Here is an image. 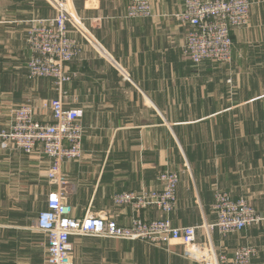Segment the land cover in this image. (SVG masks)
Returning a JSON list of instances; mask_svg holds the SVG:
<instances>
[{
    "label": "crops",
    "instance_id": "0c3cea01",
    "mask_svg": "<svg viewBox=\"0 0 264 264\" xmlns=\"http://www.w3.org/2000/svg\"><path fill=\"white\" fill-rule=\"evenodd\" d=\"M129 1L72 0L86 27L70 26L82 52L68 63L64 95L54 80L28 76V31L55 15L50 1L0 0V131L28 101L37 119L50 120L43 102L60 93L68 108L82 111L83 155L61 170L77 217L108 215L124 226L134 216L166 217L156 206L134 210L112 197L161 191V173H180L170 217L176 226H200L204 253L191 258L182 245L73 236V264H208V248L231 256L255 244L254 264H264V225L226 237L206 226L216 220V189L246 196L264 212V0H252L249 26L232 32V61L199 65L183 56L189 28L172 16L183 0H152L149 18L126 17ZM50 161L0 139V264H46L47 237L36 219L57 189Z\"/></svg>",
    "mask_w": 264,
    "mask_h": 264
},
{
    "label": "built area",
    "instance_id": "2783aa9c",
    "mask_svg": "<svg viewBox=\"0 0 264 264\" xmlns=\"http://www.w3.org/2000/svg\"><path fill=\"white\" fill-rule=\"evenodd\" d=\"M58 14L41 20L28 33L31 57L28 62L30 79L54 80L58 90H63L70 81L68 63L77 60L82 52L77 39L70 35V26L84 31L82 19L77 14L72 0H49ZM249 0H183L184 9L174 16L189 30L182 45V54L196 65L206 60L219 63L232 61V38L230 27L244 26L249 18ZM153 16L150 0H130L126 17L149 18ZM85 32V31H84ZM65 95L66 92L62 91ZM64 95L43 102L51 111L50 120H39L31 102L23 103L12 110L9 126L0 131L2 146L20 150L25 154L41 153L51 160L48 176L57 189L50 192L47 206L36 219V229L47 237L46 264H73V236L144 241L163 245L171 240L185 246L186 255L204 250L196 242L197 225L176 226L170 215L177 205L180 174L168 171L160 176L165 183L161 191L142 193L128 191L112 197L118 206H131L134 210L156 206L166 217L152 220L134 216L131 224L120 225L108 215L88 212L83 217L73 215V206L66 200L62 174V162L77 160L83 155L84 125L82 111L68 108ZM222 196L223 198H219ZM216 221L211 228L227 236L245 230L261 220L258 212L243 198L235 199L223 190L216 193L212 204ZM207 258L208 264H254L256 248L252 245L238 246L229 256L217 253Z\"/></svg>",
    "mask_w": 264,
    "mask_h": 264
},
{
    "label": "rangeland",
    "instance_id": "374dc122",
    "mask_svg": "<svg viewBox=\"0 0 264 264\" xmlns=\"http://www.w3.org/2000/svg\"><path fill=\"white\" fill-rule=\"evenodd\" d=\"M150 2H151V4H152V12H153V15H154V10H155V8H154V4H153V2H152V0H150ZM249 6H250V8H249V18H248V20H247V24L246 25H244V26H238V27H236V26H233V27H230V34H231V38H232V32L235 30V29H242V28H245V27H247V26H249V24H250V17H251V11H252V8H253V5H254V3H253V1L252 0H249ZM51 6H52V8L54 9V11H55V15L54 16H56L59 12H58V9L56 8V6H54V5H52V4H50ZM183 9H184V5L182 4V7H181V9L178 11V12H175V14L174 15H172V16H177V14H179V12H182L183 11ZM77 12V11H76ZM184 12V11H183ZM78 13V12H77ZM53 16V17H54ZM153 17V16H152ZM51 18V17H50ZM174 19H176L175 17H173ZM82 19V18H81ZM177 20V19H176ZM82 23H83V25L85 26V24H84V20L82 19ZM86 27V26H85ZM84 27V28H85ZM75 30H78V29H76L75 28ZM79 32H82V30H78ZM84 32V31H83ZM28 33H29V31H28ZM71 35V34H70ZM72 37L73 38H75V39H77L78 40V38H76L75 36H73L72 35ZM78 42L80 43V41L78 40ZM93 43H94V41H92ZM232 42H233V39H232ZM27 44H28V35H27ZM28 47H29V49H30V51H31V48H30V46H29V44H28ZM232 49H233V44H232ZM187 59V58H186ZM29 60H30V58H29ZM29 60H28V62H29ZM223 64V63H222ZM27 68H28V64H27ZM231 84V86H232V89H233V83H230ZM1 139V138H0ZM1 144H2V140H1ZM20 151V150H19ZM37 154H40V155H43V154H41V153H37ZM45 156V155H44ZM62 164H63V162H62ZM50 165H51V161H50ZM49 168H50V166H49ZM171 172H174V173H178V172H175V171H171ZM165 173H168V171L167 172H165ZM165 173H161L160 174V176L161 175H163V174H165ZM180 174V173H179ZM181 176V175H180ZM180 180H181V178H180ZM180 182V181H179ZM143 191H145V192H151V191H147V190H142L141 192H138V193H142ZM154 191H158V190H154ZM218 191H219V189H216L215 190V193H214V200H215V196H216V193L218 194ZM223 191H225V190H223ZM225 192H227L228 194H231L232 195V193L231 192H229V191H225ZM233 196V195H232ZM219 198H223L222 196H219ZM235 199H239V198H243V199H245V201L247 202V204H248V206H251L253 209H255L256 210V212H258V214H259V216L261 217V220L259 221V222H257V223H255V224H252V225H250V226H248L246 229H248V228H250V227H253V226H257V227H262V225H264V212L262 213V212H260V211H258L257 209H256V207L254 206V204L251 202V200L248 198V197H246V196H241V197H234ZM212 207V206H211ZM213 211V210H212ZM214 213V212H213ZM215 214V213H214ZM216 216V215H215ZM216 221V220H215ZM215 224V222H213V223H211V224H207L206 226H207V229L210 231V232H214V231H217L218 232V230L216 229V227H214V228H211V225H214ZM200 228V226L198 227V229ZM241 232V231H240ZM258 232L259 233H264V228H262V229H259L258 230ZM219 233V232H218ZM238 233V232H237ZM220 234V233H219ZM234 234H236V233H234ZM221 235V234H220ZM230 235V234H229ZM221 236H223V235H221ZM228 236V235H227ZM223 237H226V236H223ZM139 241V240H138ZM196 242H197V239H196ZM168 244V243H167ZM169 244H171L170 246H176V245H178V246H181L182 244H179V243H175V242H173V240H171L170 241V243ZM198 244V243H197ZM199 246H201L200 244H198ZM183 247H185L184 245H182ZM254 248H256V257H255V259L258 257V255H259V249L257 248V246H256V244L255 245H252ZM236 250V249H235ZM235 250H234V252H235ZM206 251H208V253H209V256L211 255V256H213V253L212 252H214V249L213 250H211L210 251V249L208 248ZM203 251L202 250H200V252L198 253V254H201ZM222 253H226V254H228L226 251H221ZM220 252V253H221ZM233 252V253H234ZM204 253V252H203ZM197 254V255H198ZM201 257H203L202 259H204V255L202 256L201 255ZM197 258H200V256H198ZM202 259H200V260H202ZM255 259H254V261H255ZM199 260V259H198ZM199 260V261H200ZM205 262L207 263V258H206V260H205Z\"/></svg>",
    "mask_w": 264,
    "mask_h": 264
}]
</instances>
